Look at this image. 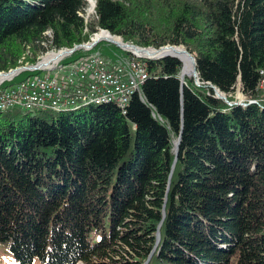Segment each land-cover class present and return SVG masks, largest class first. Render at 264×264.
<instances>
[{"label":"trees","instance_id":"trees-1","mask_svg":"<svg viewBox=\"0 0 264 264\" xmlns=\"http://www.w3.org/2000/svg\"><path fill=\"white\" fill-rule=\"evenodd\" d=\"M95 3L89 22L88 0H0V72L107 30L184 46L200 86L176 58L141 59L126 115L0 112V243L15 264H264V0ZM239 82L247 106L211 87L235 102Z\"/></svg>","mask_w":264,"mask_h":264},{"label":"built area","instance_id":"built-area-1","mask_svg":"<svg viewBox=\"0 0 264 264\" xmlns=\"http://www.w3.org/2000/svg\"><path fill=\"white\" fill-rule=\"evenodd\" d=\"M89 62L63 64L55 75L28 77L23 87L2 89L8 79L0 80V109L23 111L49 110L56 106L79 107L89 101H111L126 110L130 87H138L141 76H149L147 63L128 57L111 59L101 51H90ZM51 70V64L47 67ZM34 72V71H24ZM262 84V83H261ZM141 96V95H139Z\"/></svg>","mask_w":264,"mask_h":264},{"label":"rangeland","instance_id":"rangeland-1","mask_svg":"<svg viewBox=\"0 0 264 264\" xmlns=\"http://www.w3.org/2000/svg\"><path fill=\"white\" fill-rule=\"evenodd\" d=\"M88 2H89V8L87 9L86 19L90 22V21L95 19V9H96L95 6H96V3H95V0H89ZM102 32H103V30H99L97 33H95L92 36V38L95 37V35L100 34ZM101 43H102L101 46H99L96 49L97 51L99 50V51H102L103 53H107V54L111 53V52H121V51L124 52V50H122V49L118 48L117 46H115L113 44H110L108 42H101ZM97 46H95L93 49H95ZM45 47H47V46L45 45ZM93 49H90V50H78V51L79 52H85L86 54H88L89 51H92ZM47 50H46V52L37 53V55L35 53H33V52H30L29 50L24 52V57L19 61V64H18L19 66H17L16 68H12L9 71H11L13 69H18V68H25V67L30 68V67L37 66V65L40 66L42 64L41 62H42L43 58L46 57L48 54L59 53V52L65 51L67 49H63V50H59V51L55 50V49H51V50H48V51ZM77 52H75L73 54H65V55H63V57L61 58V63H63V64L64 63L69 64L68 62L74 63L77 59H79L81 57V56H77L78 54L76 55ZM106 56H108V55H106ZM65 57H66V59H65ZM28 59L30 61L33 59L34 63L27 62ZM141 59H143V58H141ZM50 64L53 67V61L50 62L48 64V66ZM48 66L43 67L41 65L40 68H38L37 70L32 72V73H35V74L33 76H31V78L35 77V76L38 77L40 75L41 76H46V75H52L53 76V75H55L58 72V69H56L54 67H53V69L48 70V68H47ZM9 71H7V72H9ZM0 73H6V72L2 71ZM27 74H28V72H25L21 76L17 77L16 79H14V77L10 78L12 80H9L8 82L3 83L1 88L2 89L6 88V90H12L14 88H18L22 84L23 78L25 76H28ZM146 81H147V79L144 81V83ZM261 88L264 90V80H263V82L261 84ZM234 96H235V98H236V100L238 102H244V103L246 102V98L247 97L241 91V83L240 82H239V84L237 86V89H236V92H235ZM15 263H16V261H15L14 256L8 251V248L5 246V244L0 243V264H15ZM77 264H84V263L78 262Z\"/></svg>","mask_w":264,"mask_h":264},{"label":"bare ground","instance_id":"bare-ground-1","mask_svg":"<svg viewBox=\"0 0 264 264\" xmlns=\"http://www.w3.org/2000/svg\"><path fill=\"white\" fill-rule=\"evenodd\" d=\"M107 32H109V31L103 30L102 33L97 34V35H95V37L91 38V40L89 42L94 41L95 39L96 40L99 39V41L101 40L100 43L101 42H106V40H110V41L117 42V43H123L124 42V40H122L118 36L112 35L110 32L109 33H107ZM150 48H152V47H150ZM154 49H156V48H154ZM183 52H184L183 48H180L179 47L177 49H166V50H160L158 52L150 50V53H147V54H146V52L137 53V54L138 55L146 54V55H149V56H151L153 58H159V57H162V56H165V55H173V56H176L184 64V69H183V72H182L183 77L185 78L186 73H190V72L193 73V76H194L195 71H194L193 61L189 58L188 55H186ZM63 55L64 54L63 53H60V52L59 53H55V54H48L46 57L43 58V60L41 62L42 63L41 65L43 67L48 66V64L50 62L60 60L63 57ZM126 57H127V55H126ZM65 59H66V57H65ZM144 59L146 60V58H143L142 60H144ZM128 60H132L134 62H139V63H146L145 61H142L141 60V57H138V56H135V55L129 56L128 57ZM153 60H157V59H153ZM79 62H89V55H86V56L82 57L81 59L79 58ZM68 63L71 64L70 62H68ZM64 64H66V63H64ZM53 67L56 68V69H59V62H53ZM53 67L51 65V69H53ZM22 73H24V71H22L21 73H18L16 76H14V79L17 78L18 76H20ZM192 77L190 76V78H192ZM2 78H3V76H0V80ZM146 79L148 80L149 79V76H141L139 78L138 87H130L129 88L128 105L130 104L131 99L135 95H141V93H142V86L144 85V81ZM9 80H12V79H8V81ZM20 87H23V82H22V84L18 88H20ZM103 104H112V105L114 104V105L117 106L116 103H112L111 101H89V102H87V103H85V104H83L82 106H79V107H69V108H66L64 106H56V109L53 112H56V113H58V112H67V111H70V110H79V109L84 108V107L86 108V107H89L90 105H103ZM5 111H9V109H0V112H5ZM44 111H49V110H44ZM122 112H123V114L126 115V110H122Z\"/></svg>","mask_w":264,"mask_h":264},{"label":"water","instance_id":"water-1","mask_svg":"<svg viewBox=\"0 0 264 264\" xmlns=\"http://www.w3.org/2000/svg\"><path fill=\"white\" fill-rule=\"evenodd\" d=\"M118 37L121 38L120 36H118ZM100 41H99V39H97V40L95 39L94 41L87 42V43L81 44V45H77V46H75L72 49H67V50L62 51L60 53H63L65 55V54H73V53L77 52L78 50H90V49H93L95 46H97L100 43ZM106 42H108L110 44H113V45L117 46L118 48H120L122 50H125V51H127L129 53H132L135 56H138V57H141V58L150 59V60H153V59H163V58H167V57H173V58H176V59L180 60L178 57L173 56V55H165V56H162V57H159V58H153V57H151L149 55H146V54L147 53H150V50L158 52L160 50H166V49H177L179 47L180 48H183V50H184L183 53H185L186 55H188L189 58L193 61V64H194L195 74H194V76L192 78L195 80V83L198 86H200V80H199V77H198L196 59H195V57L184 46L167 45V46L161 47L160 49H154V48H142V47H139V46H136V45H134L132 43H127V42L117 43V42H113V41H110V40H106ZM143 52H146V54H143V55H138L137 54V53H143ZM40 67H41V65L40 66L39 65L33 66V67H30V68L25 67V68L13 69V70H11L9 72H6V73H0V76H3V79L4 78L5 79H10V78L16 76L18 73H21L22 71H35V70H37ZM181 79H182V83L184 85V77H183L182 73H181ZM211 87L214 90V92L216 94V97L218 99L224 100L229 105H234V104H239V105H243V106H247L248 105V104H246L244 102H238V101L230 102L229 99H228L227 94H225L224 92H222L220 89H218L215 86H211ZM250 103H256V102L252 101ZM179 146H180V139H179V141L176 144V154L177 155H178V152H179ZM160 240H161V234L159 232L158 233V242H157V245L159 244ZM146 264H148V262Z\"/></svg>","mask_w":264,"mask_h":264}]
</instances>
